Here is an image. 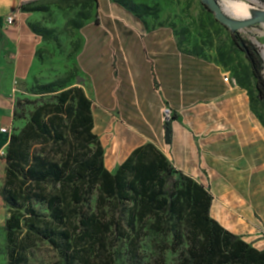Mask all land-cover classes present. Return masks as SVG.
<instances>
[{"label":"crops","instance_id":"crops-1","mask_svg":"<svg viewBox=\"0 0 264 264\" xmlns=\"http://www.w3.org/2000/svg\"><path fill=\"white\" fill-rule=\"evenodd\" d=\"M55 1L0 0V154L15 124L13 81L28 76L42 43L33 22ZM130 1L155 12L93 0L94 14L80 28L81 86L92 101L106 168L115 173L135 149L155 144L210 191L212 219L264 251V104L225 62L180 46L173 23L184 20L183 0ZM164 104L175 116L171 144Z\"/></svg>","mask_w":264,"mask_h":264},{"label":"trees","instance_id":"trees-1","mask_svg":"<svg viewBox=\"0 0 264 264\" xmlns=\"http://www.w3.org/2000/svg\"><path fill=\"white\" fill-rule=\"evenodd\" d=\"M123 3L140 15L150 10L130 0ZM232 38L236 45L246 44L245 49L237 46L264 104L262 53L239 32ZM21 117L16 109L14 119ZM94 128L92 101L82 86H73L51 102L42 101L25 126L12 133L1 157L4 196L14 208L5 224L8 264H28L32 239L59 247L67 264H117L114 248L120 244L126 245L130 264H152L141 253L149 230L174 232L170 248L181 252L177 264H264V251L212 219L210 191L178 171L155 144L135 149L111 173ZM166 142H172L170 123ZM34 201L47 205L49 218L39 214Z\"/></svg>","mask_w":264,"mask_h":264},{"label":"rangeland","instance_id":"rangeland-1","mask_svg":"<svg viewBox=\"0 0 264 264\" xmlns=\"http://www.w3.org/2000/svg\"><path fill=\"white\" fill-rule=\"evenodd\" d=\"M222 1L227 5L228 0ZM234 1L264 9V0ZM183 4L184 8L181 12L184 20L180 22L175 20L173 23L180 46L188 53L211 56L225 62L235 78L240 80L250 93H257L256 79L250 64L245 53L234 43L232 31L218 22L215 15L201 0H183ZM171 7L169 12L172 11ZM94 11L93 0H59L42 8L43 19L33 22L34 32L40 36L42 43L35 54L28 76L25 79L13 81L12 96L15 108L22 117L15 120L11 133L25 126L42 101L51 102L61 91L83 84V75L77 60L81 47L80 28L88 21V18L93 16ZM154 12L151 10L144 14ZM176 15L180 16L179 13ZM178 17L176 16L177 19ZM239 33L243 39L256 44L264 55V24L249 26ZM5 153L6 149L3 154H0V264H8L5 224L14 209L6 201L3 192L6 164L1 157L5 156ZM95 200L96 197L93 199V205ZM33 205L42 217H50L45 203L34 201ZM32 240L28 250V264H67L59 247L52 245L48 240L35 239L33 242ZM173 241L172 230L168 232L149 230L141 243L144 262L157 264L159 260L162 264L163 258L165 264H177L181 252L172 251L170 247ZM114 251L117 264H130L126 245H117Z\"/></svg>","mask_w":264,"mask_h":264},{"label":"water","instance_id":"water-1","mask_svg":"<svg viewBox=\"0 0 264 264\" xmlns=\"http://www.w3.org/2000/svg\"><path fill=\"white\" fill-rule=\"evenodd\" d=\"M204 5L215 15V18L222 25L227 27L232 32H240L242 29L255 24H264V9L262 13L253 19L242 18L227 10L222 0H201ZM237 45L245 49L246 44L244 41L238 42ZM263 58L264 55L262 54Z\"/></svg>","mask_w":264,"mask_h":264},{"label":"bare ground","instance_id":"bare-ground-1","mask_svg":"<svg viewBox=\"0 0 264 264\" xmlns=\"http://www.w3.org/2000/svg\"><path fill=\"white\" fill-rule=\"evenodd\" d=\"M225 6L231 13L233 12L235 15L241 16L242 18L246 19H253L255 17H258L262 13L261 8H257L253 5L234 0H228L227 5Z\"/></svg>","mask_w":264,"mask_h":264},{"label":"built area","instance_id":"built-area-1","mask_svg":"<svg viewBox=\"0 0 264 264\" xmlns=\"http://www.w3.org/2000/svg\"><path fill=\"white\" fill-rule=\"evenodd\" d=\"M8 24L9 25H13L16 22V17L15 16H10L8 18ZM230 80V77L228 75L225 76V81L228 82ZM162 116H163V121L165 124L170 123L173 118H174V111L171 108L170 105L168 104H164L163 108H162ZM3 132H8V129H2ZM3 154V153H2Z\"/></svg>","mask_w":264,"mask_h":264}]
</instances>
